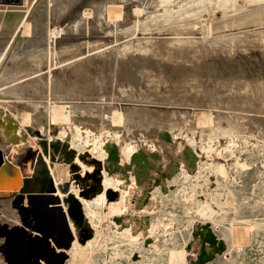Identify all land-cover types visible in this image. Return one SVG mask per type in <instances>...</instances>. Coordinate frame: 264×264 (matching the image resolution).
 Instances as JSON below:
<instances>
[{
    "label": "rangeland",
    "instance_id": "rangeland-1",
    "mask_svg": "<svg viewBox=\"0 0 264 264\" xmlns=\"http://www.w3.org/2000/svg\"><path fill=\"white\" fill-rule=\"evenodd\" d=\"M109 3L122 7L111 6L108 11ZM109 14L114 20L109 19ZM115 14L122 18L117 19ZM21 19L31 24L32 32L22 40L25 46L9 49L12 50L6 57L5 66L0 67V89L2 84L20 75L21 69L30 68L32 61L24 68L26 62L23 59L36 45L55 41L58 60L65 57L73 59L75 55L78 57L74 59L83 55L90 58L85 71H78L81 75L71 69L62 71L61 64H56L52 77L60 80L59 88L54 87L58 90L59 100L65 98L81 103L80 111L86 109L98 123L103 120L104 132L95 123H90L93 125L89 129L93 133L103 132L106 139L119 135L116 138L119 142L142 144L140 148L146 150L152 149L155 143L156 151H161L162 155L159 160L165 161L170 157L172 164L185 166L184 158L178 154L186 144L189 149L198 151L195 152L198 157L200 154L207 163L211 162V166L203 168V172L190 177L192 179H171L170 184L167 182L172 190L169 188L167 191L169 197L158 198L159 202L156 199L154 204L150 200L137 202L142 192L141 187L136 189L130 199L134 204L132 215L148 214L151 222L161 219L163 225H160L158 233L142 239V249L137 248L132 253L128 243L111 239L97 251L99 258L107 264H131L134 260H142V257L145 263L141 264H162L163 260V264H168V248L176 246L187 249V260L180 264H199L204 241L199 234L193 235L199 222L210 221L213 231L227 242L229 226L241 219L255 223L250 241L238 251L226 250V244L225 252L211 251L213 256L209 264H264V0H24L22 3L6 0L0 2V45H6L16 22ZM48 23L55 28L52 38L40 31ZM29 43L35 46L29 48ZM10 44L8 42V47ZM39 61V66L34 64L33 67H45L47 70V64ZM42 83L44 87H41ZM24 87L15 94L3 88L1 94L5 99L0 102V150L5 159L15 153V148L32 146L31 143L27 146L30 136L14 114L19 106L13 103L17 102L21 110L31 114H36L39 107L44 112L45 98L41 95L46 90L45 82L42 81L38 88L28 84ZM185 92L192 98L185 97ZM115 108L122 112V119L114 123L112 115ZM199 112L202 113L201 119L197 116ZM114 130L118 133L112 135ZM190 138L194 140L193 145L189 143ZM39 145L42 150L40 142ZM38 150L32 159L33 171L29 176L32 181L29 180L28 186L31 184L43 189L34 192L28 188L13 198L11 205L19 217L16 221L20 223L15 221L12 227L0 224V238H4L0 240V264H68L71 255L66 251L71 247L66 246L65 218L69 230H73L62 194L75 195L70 184L73 181L76 185L79 183V195L84 197L93 199L102 191L94 182L91 184L85 179L81 183L83 172L76 169L72 171L73 177L67 171L70 177L62 185V194L59 193L44 157V153L46 156L49 152ZM40 151L54 178L53 191L47 188L46 175L40 169ZM50 157L54 164L58 155ZM24 158L26 162L31 160V156L26 154ZM217 161L226 166L227 177L213 169ZM118 162L121 163L120 160ZM152 168L148 178L157 174ZM190 169L194 173V169ZM34 172H38L37 176ZM22 178L26 179L24 175ZM24 183L23 188L27 186ZM0 190L3 194V189ZM34 193L45 195L49 212H34L29 203ZM2 194L0 201L5 199ZM111 195L109 201L116 200L120 191L113 189ZM79 197L76 198L79 200ZM199 200L208 201L217 211L212 218H205L196 211L195 201ZM70 207L68 204V211ZM108 210V206L104 207L105 212ZM123 222L120 214L108 215L102 221V229L110 233L121 227ZM164 222L169 224L167 228ZM163 227L167 230L164 231ZM155 240L157 247L145 249ZM117 246L122 250L119 254L115 252ZM141 250L145 253L140 257Z\"/></svg>",
    "mask_w": 264,
    "mask_h": 264
},
{
    "label": "bare ground",
    "instance_id": "bare-ground-1",
    "mask_svg": "<svg viewBox=\"0 0 264 264\" xmlns=\"http://www.w3.org/2000/svg\"><path fill=\"white\" fill-rule=\"evenodd\" d=\"M111 6L114 7V6H121V5L117 4V3H111V4L109 3L108 4V11L111 9ZM118 12H120V11H118ZM110 13L112 15V12H110ZM115 13L118 14L116 9H115ZM116 14L114 17H116ZM111 15L109 14L108 16L111 17ZM121 18H122V16H120V18L118 17L117 19H121ZM109 19H113V18L111 17ZM138 27H140V26H138ZM141 28H143V27H141ZM54 29L55 28H52V25H50L48 23V25H46L45 29H42L40 31L43 32L44 36L46 35L47 37L52 38V34L55 32ZM38 30H36V31H38ZM206 30L207 29H205V31ZM21 31H22V33H21L22 35H20ZM33 31H34V29H33ZM30 32H32V26L25 19H21L19 22H16V24L12 30L11 35H9L10 36L9 40L7 39L8 42L11 43L10 46L8 47V42L7 43L5 42L6 45H3V46L0 45V67L5 66L4 63H5L6 57L8 56V54L12 50V49L9 50L10 48L15 47V46H19V45L20 46L26 45L22 40H24L26 35ZM208 32L209 31H206V33H208ZM208 34H210V32ZM1 40H0V44H2ZM19 40H21L20 44H19ZM54 42L53 41L52 42L47 41V43L45 45L40 44V45H42L41 46L42 48H38V47H40V45L39 46L36 45L37 47H35L34 50H31L32 52H29L27 54V56H24V59H23V61L26 62V64H23L24 68L29 64L30 61H32L31 65H29L30 68L27 70L21 69L20 71H22V70L23 71L20 72V75L14 77L12 79V81H9L8 83H4L1 85L2 88L0 89V102H2V103L4 102L3 98L5 99V97L3 95H1L3 92V88H5V91L9 90L10 92L15 94V92L20 90L21 87L25 88L24 86L26 84L34 85L35 87L38 88V85H40V83L43 81V82H45V85H46L45 89L46 90L41 95L42 96L41 98H45V101L43 102L44 112H41L42 108L40 109V107H39L36 114H31L29 112H26L25 110H21V107H20L21 105H19L17 102L13 103L15 106H17V105L19 106L18 108H16L15 111H13L14 114H16L17 118L21 121V123L23 124L25 129H27L29 136H30L28 141H27V146L29 145V143H31L32 146L27 148V149L15 148V153L6 158V159L10 160L13 164H15L19 168L21 174L24 175V178H26V179L23 180V178H22L21 184L16 188H11V187H1L0 188V189H3L4 192L3 191L2 192L5 195V199L0 201V215H1L0 216L1 217L0 218L1 219L0 224L5 223V224H9V226L12 227V226H14V224H15L14 222L16 220L19 221V217L17 214L15 215L14 210H13L12 205H11L13 198L15 197V195L18 194V192H23V190H25V189L28 190V188H30L31 190H36V189L40 190L41 189L39 186L33 187L31 184H30L31 186L30 185L28 186L29 180H27L28 178H30L29 176L31 175V172L33 171L32 170V165H33L32 159H34L36 157V155L38 154V151H39L38 149L41 150V146L40 145L37 146V144H39V142H40V144L42 145V148H43L42 149L43 152H46V153L49 152V155H46V156L44 153V157L46 158L45 160L48 162L50 169L52 171V174L56 180L58 190L60 191L59 193H61L62 185L65 183V180H67V178L70 177V176H68L67 171H69V173L73 177L72 171H74L76 169H80L81 172H83V174H81L82 176L80 175V178L82 177L80 179L81 183H84V181L86 179L91 184L93 182L96 183L97 186L102 189V191L98 195H96L93 199H91V198H87V197H84L82 195H79L80 194L79 186H78L79 183H78V185H76L74 181L72 183H70L72 192H74L76 197L80 196L79 200L83 206L84 214L86 216V219L89 221V226L93 229V236L91 238L87 239L83 243L79 240L78 230H77L75 222L69 216L68 204L74 199L73 193H65V194L61 193L63 205L66 209L65 211L68 215L70 225H71V228H72L74 236H75V239L72 243L71 248L66 251L71 255V258L69 259L68 264H107L99 258L97 251L100 249V247L102 245H104L105 243H108L109 240H111V239L116 240V242L117 241H119V242L125 241L131 247V249H132L131 252L134 253L137 248L139 250L142 249V245H141L142 239L143 240H145L146 238L148 239V237H150V234H153V233L159 231L160 230L159 228H161L160 225L162 224V221L160 219V216H159L160 220L157 219L158 222H155L154 220L151 222V218L149 219L148 214H142L141 213L140 217L132 215V212L134 210V204L131 203L130 199H131V197L134 194L136 189H139V187H141V192H142L138 196L137 202H144L145 203V202L150 200V203L154 204V200L157 199V201H158V198H164L165 196L169 197L170 194L167 191L169 190L170 187L167 185V182L169 183V181H171V179H173V180H178V179L187 180L190 177L196 176L197 174H200L201 172H203L202 171L203 168L211 166V165H209L211 162L207 163V161L202 159L200 154L198 157V155L195 154V152L198 153V151L195 148L189 149L188 147L185 146L186 144L181 149V153L178 154V156H181L184 158V161L186 162V166H185V165L172 164V159H170V157L168 159H166L165 161L159 160L162 155L160 154L161 151L160 152L156 151L155 143L152 145V149L146 150V149L140 148L142 144L140 146H138V145L131 143V142H126L125 144L119 142L118 139H116L119 135H117V136L115 135V138H111V139H106L107 137L104 138L102 136V134L104 132L102 130V129H104L103 128L104 127L103 120H100L101 122L98 123V120L96 118H94L86 109L84 111H82V110L80 111L79 106L81 103H73L69 100H65V98L59 100L57 98V94H56L58 92V90L57 91H56V89L54 90V87L58 86V88H59V85H60V83H59L60 80H58V78H56V77L55 78L52 77V71L54 70V67L56 64H61V68H63V69H61L62 71L65 69H71L73 72H78V71L80 72L86 68V65L89 62L90 58L88 59V58L84 57V55H83V57L79 56L78 59H74L76 56L78 57V55H75V57L73 59L72 58L67 59L65 57L62 60H58L56 58V54L58 51H55ZM5 43H3V44H5ZM29 46L28 47L31 48L35 45L30 44ZM29 48L27 49L28 51H29ZM19 50L23 51V52L27 51L24 49H19ZM16 52L18 53V51H16ZM61 53H62V51H61ZM66 55H68V54H66ZM38 61L40 62V64L41 63L47 64V66H46L47 70H45V67L44 68L33 67V65L37 64ZM24 80H26V81H24ZM42 85H43V83H42ZM42 85H41V87H44V85L43 86ZM41 89L43 90L44 88H41ZM35 92H37V91H35ZM67 92L70 93L71 91H67ZM184 96L187 98H192V96L190 97V94H186V92H185ZM186 100H189V99H186ZM211 103H213V100L211 101ZM39 104H41V102ZM228 114L230 116H236L232 112H229ZM201 115H202V113H200V112L197 113V116L200 117L199 119H201ZM222 115H223V113H222ZM241 115H243V114H241ZM241 115L239 117H241ZM112 117H113L114 123L121 121L122 112L116 110V108H115V111L113 112ZM227 117H229V116H227ZM232 119H233V117H232ZM201 121H203V120H201ZM199 122H200V120H199ZM199 122H197V123H199ZM90 123H95V125L99 126L100 130H102L103 132H100L99 134H97L94 131V133H93L92 129H89V126L93 125V124L90 125ZM200 124H203V123H200ZM204 124H205V121H204ZM95 125H94V127H95ZM102 125H103V127H102ZM96 130H98V128H96ZM57 131H58V133H57ZM116 131L114 133H112V135L115 134ZM52 136H55V137H52ZM162 142L164 143V140ZM193 142H194V140L192 141V139L190 138L189 143H191L193 145ZM49 147H50V149H49ZM147 147H145V148H147ZM224 149H225V146H224ZM41 151H40V158L42 159L43 153ZM165 151H166V149H165ZM25 154L27 156H31V160L29 162L25 161V158H24ZM52 154L58 155L56 162L53 161V162H55L54 164L51 163V157L50 156ZM45 160L42 159V165L46 166V171H45V169H43L44 166H42V165H41L42 167L40 166V169H42L44 171V173L46 175V179H48L47 178V174H48V176H50V178L52 180H54ZM119 160L121 161V163L118 162ZM246 164L247 163H245V165ZM214 166L215 167H213V169L215 168L216 172L218 174L223 175L224 177L227 175L228 171H227L226 166L223 163H221V162L214 163ZM152 167L154 168V170ZM150 168H152L153 171H157V174H155V173L151 174L150 178H148L149 172H151ZM190 168L194 169V170L192 169L194 171V173H192ZM34 174L37 176L38 172H36V173L34 172ZM143 177H146V179H143ZM190 179H192V178H190ZM24 181H25L27 186L23 188L22 184L24 183ZM129 183H130V185H128ZM47 184L48 183H46V185ZM53 185H54V183H53ZM142 185H144V186H142ZM153 186H155V187L153 188ZM180 187L182 188V186H180ZM180 187H178V188H180ZM113 189L119 190L120 196L116 200L109 201L108 197L112 196L111 191L113 192ZM185 189H182V191ZM170 191H172L171 188H170ZM182 191L180 190V192H182ZM136 192H137V190H136ZM183 193H180V194H183ZM230 194H231V192H230ZM185 197H186V195H185ZM185 197H182V198H185ZM172 201H174V200H172ZM195 202H196V207H195L196 211L199 212V214L204 216L205 218H208V217L212 218L213 213L217 212L216 210H214L212 208V206L209 203H207L208 201L202 202L199 200V201H195ZM162 203H163V201H162ZM107 206H108L109 210H108V212L107 211L105 212L104 207H107ZM151 206H152V204H151ZM153 207H154V205H153ZM155 208H156V206H155ZM151 209H152V207H151ZM164 210H165V208H164ZM143 213H145V209H144ZM112 214H115V215L120 214L121 216H123L124 222H123V225L121 224L122 225L121 227L118 226L116 228V230H114L110 233L109 232L107 233L102 229V221L108 215H112ZM171 216H172V214H171ZM217 216H218V214H217ZM165 217H167V216H165ZM170 219H171V217H170ZM221 219L223 220V216L221 217ZM204 220H206V219H204ZM213 221H215V220H213ZM209 222L210 221H208V220L199 222V226L193 232V235L199 234L202 237V241H204V238L209 231V229H208L209 225H210L211 229L213 230V225L209 224ZM19 223L20 222H17L16 224H19ZM173 223L175 224V222H173ZM165 225L166 224L164 222V226ZM167 225H169V224H167ZM167 225H166V228H167ZM254 226H255V223L252 221H248V220H241L240 219L239 221H233L231 223V225L229 226V229H228L230 236L228 237V241L225 242L226 250L236 249V251H238L242 246L246 245V243H248L251 239L252 229ZM10 227H8V228H10ZM162 229L165 231L164 227ZM168 230H170V229H168ZM170 231H167V232L170 233ZM172 231L174 232V229ZM36 232H37V230H36ZM161 233H163V231ZM215 234L217 235V233H215ZM156 235L158 236L159 234H156ZM167 237H169V236H167ZM172 238H170V241ZM217 238L222 240V238L219 235H217ZM2 239H4V238H0V240H2ZM164 239H166V237ZM165 242H167V241H165ZM143 246H145V245H143ZM157 246H158V244H157V241L155 240L154 242L150 243V245H146L145 249L146 248H148V249L152 248L153 249L154 247H157ZM175 247L173 246V247L168 248L167 263L168 264H180L181 262L182 263L186 262L187 259H185V257L187 255L186 254L187 249H185V248L179 249V248H175ZM213 250H215V247L213 245H211L210 242L208 241L206 243V252L210 253ZM226 250H224V252ZM121 251H122L121 248L119 246H117L116 251H115L116 254L121 253ZM155 251H158V249ZM162 251H163V249H162ZM162 251H160V252L162 253ZM144 253H145L144 250H141L139 253L140 257ZM163 256H164V254H163ZM163 262H164V260H163ZM163 262H162V264H163ZM210 262H212L211 259L205 261L203 264H209ZM141 263H145L144 257H142V260H140V259L134 260L131 264H141ZM43 264H46V263L43 262ZM148 264H149V262H148ZM159 264H161V263H159Z\"/></svg>",
    "mask_w": 264,
    "mask_h": 264
},
{
    "label": "water",
    "instance_id": "water-1",
    "mask_svg": "<svg viewBox=\"0 0 264 264\" xmlns=\"http://www.w3.org/2000/svg\"><path fill=\"white\" fill-rule=\"evenodd\" d=\"M6 0H0L1 3L5 2ZM19 3H22L24 0H14ZM46 165V164H45ZM44 166V165H43ZM46 171V166H44ZM37 178V177H36ZM47 188H50L49 190L53 191L54 185L53 180L48 176L47 174ZM32 181V178H28L27 180ZM22 181V175L19 170V168L13 164L10 160L5 159L2 151L0 150V187H11L16 188L21 184ZM35 181V180H34ZM34 185V184H33ZM34 187V186H33ZM43 189V188H41ZM38 191V190H34ZM0 194H2L0 192ZM3 195V194H2ZM74 196V199L69 203L71 204V207L69 208V215L71 218L75 221L77 227H78V235L79 240L83 243L87 239L91 238L93 236V229L89 226V221L86 219V216L83 211V206L81 202ZM57 201V199H55ZM59 200V199H58ZM58 202V201H57ZM29 203L34 209V212L36 211L37 214H39L41 211L47 212L48 211V203L45 199V195L34 193L31 194V197L29 199ZM49 212V211H48ZM65 218V216L63 215ZM27 225H31L29 223H26ZM65 228L67 231L66 235V246L67 248H70L72 246V243L75 239L74 233L69 230V227L67 226V220L65 218ZM208 233L204 238V243L202 245V250L200 254V258L198 260L199 264H203L205 261L209 260L213 256L212 253L206 252L205 243L206 241H209L211 245L215 247V250L222 251L225 248V242L223 240H220L217 238V235L215 232L211 229L210 225L208 226ZM46 233V232H45Z\"/></svg>",
    "mask_w": 264,
    "mask_h": 264
}]
</instances>
